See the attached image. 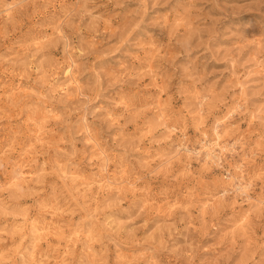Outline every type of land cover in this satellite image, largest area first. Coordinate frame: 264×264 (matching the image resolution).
Segmentation results:
<instances>
[{"label":"rangeland","instance_id":"rangeland-1","mask_svg":"<svg viewBox=\"0 0 264 264\" xmlns=\"http://www.w3.org/2000/svg\"><path fill=\"white\" fill-rule=\"evenodd\" d=\"M0 264H264V0H0Z\"/></svg>","mask_w":264,"mask_h":264},{"label":"bare ground","instance_id":"bare-ground-1","mask_svg":"<svg viewBox=\"0 0 264 264\" xmlns=\"http://www.w3.org/2000/svg\"><path fill=\"white\" fill-rule=\"evenodd\" d=\"M219 139V138H218ZM240 188V187H239ZM41 231V230H40Z\"/></svg>","mask_w":264,"mask_h":264}]
</instances>
